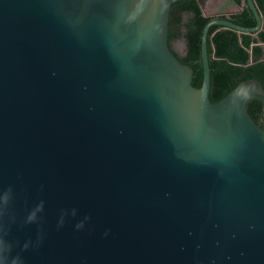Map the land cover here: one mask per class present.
<instances>
[{
    "label": "water",
    "instance_id": "1",
    "mask_svg": "<svg viewBox=\"0 0 264 264\" xmlns=\"http://www.w3.org/2000/svg\"><path fill=\"white\" fill-rule=\"evenodd\" d=\"M245 2L197 88L174 0H0V264H264V86L210 98Z\"/></svg>",
    "mask_w": 264,
    "mask_h": 264
},
{
    "label": "trees",
    "instance_id": "2",
    "mask_svg": "<svg viewBox=\"0 0 264 264\" xmlns=\"http://www.w3.org/2000/svg\"><path fill=\"white\" fill-rule=\"evenodd\" d=\"M238 5L243 0H232ZM264 17V0H254ZM213 17H206L197 0H174L170 12L169 43L185 41V56L180 60L193 70V85L202 86L203 65L201 45L204 29ZM234 23L243 27H255L256 18L245 2L240 13L231 16ZM208 52L211 67V92L213 103L225 98L239 83L257 79L264 86V28L257 37L240 34L231 29L212 25L208 33ZM252 118L261 126L264 121V104L254 100L249 109Z\"/></svg>",
    "mask_w": 264,
    "mask_h": 264
},
{
    "label": "crops",
    "instance_id": "3",
    "mask_svg": "<svg viewBox=\"0 0 264 264\" xmlns=\"http://www.w3.org/2000/svg\"><path fill=\"white\" fill-rule=\"evenodd\" d=\"M203 1V6H202V10H203V14L206 17H215L218 15L221 16H232L234 14L240 13L241 10H243V6L245 3V0H243V4L242 5H238L236 3H234L232 0H202ZM225 4H228L227 6V10L226 13L228 14H218V11L222 8H220V6H223ZM205 9L209 12L213 11L212 13H206ZM218 14V15H217Z\"/></svg>",
    "mask_w": 264,
    "mask_h": 264
},
{
    "label": "rangeland",
    "instance_id": "4",
    "mask_svg": "<svg viewBox=\"0 0 264 264\" xmlns=\"http://www.w3.org/2000/svg\"><path fill=\"white\" fill-rule=\"evenodd\" d=\"M227 6H228V4H225V5H223V6H220V8H222V9H220V10L218 11V14H228V13H226ZM205 12L209 14V13H212L213 11L209 12V11H207V10L205 9ZM218 14H217V15H218ZM218 17H222V16H221V15H218V16H215V17H213V18H218ZM175 47L178 49V51H179L181 54H184V53H185L186 45H185V41H184V40H180L179 42L175 43Z\"/></svg>",
    "mask_w": 264,
    "mask_h": 264
},
{
    "label": "flooded vegetation",
    "instance_id": "5",
    "mask_svg": "<svg viewBox=\"0 0 264 264\" xmlns=\"http://www.w3.org/2000/svg\"><path fill=\"white\" fill-rule=\"evenodd\" d=\"M223 17V16H222ZM222 17H220V18H222ZM225 17V16H224ZM180 40H182V39H176V40H171L170 41V47H171V49L173 50V52L175 53V54H177L180 58H183L184 56H185V53L184 54H181L179 51H178V49L175 47V43H177V42H179ZM263 124H264V121H263Z\"/></svg>",
    "mask_w": 264,
    "mask_h": 264
}]
</instances>
